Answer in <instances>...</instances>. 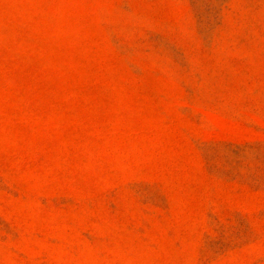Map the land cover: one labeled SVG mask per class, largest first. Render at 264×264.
I'll return each mask as SVG.
<instances>
[{"label":"rangeland","instance_id":"rangeland-1","mask_svg":"<svg viewBox=\"0 0 264 264\" xmlns=\"http://www.w3.org/2000/svg\"><path fill=\"white\" fill-rule=\"evenodd\" d=\"M0 264H264V0H0Z\"/></svg>","mask_w":264,"mask_h":264}]
</instances>
